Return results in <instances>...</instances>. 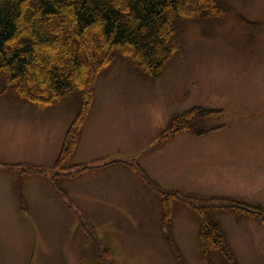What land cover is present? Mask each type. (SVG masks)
I'll list each match as a JSON object with an SVG mask.
<instances>
[{"label":"rangeland","instance_id":"obj_1","mask_svg":"<svg viewBox=\"0 0 264 264\" xmlns=\"http://www.w3.org/2000/svg\"><path fill=\"white\" fill-rule=\"evenodd\" d=\"M223 1L231 7L223 18L182 24V51L156 79L115 55L95 82L70 159L92 167L55 187L45 177L80 95L37 106L0 86V264H179L163 228L161 195L112 159H136L163 188L264 205V0ZM194 105L221 110L208 120L211 129L180 132L157 146L171 115ZM171 209L183 263L206 264L197 215L176 200ZM211 218L240 264H264V221L231 211ZM91 232L102 238L105 254ZM211 258L227 264L220 252Z\"/></svg>","mask_w":264,"mask_h":264},{"label":"trees","instance_id":"obj_2","mask_svg":"<svg viewBox=\"0 0 264 264\" xmlns=\"http://www.w3.org/2000/svg\"><path fill=\"white\" fill-rule=\"evenodd\" d=\"M229 10L222 0H0L1 93H13L37 106H59L76 94L81 97L80 110L54 161L51 185L56 186L58 177L75 176L92 167L89 163L72 166L70 159L95 96V82L115 55L121 54L142 76L156 79L173 54L182 51L183 22L223 18ZM218 112L196 105L174 113L158 135L157 146L180 132L204 134L211 129L208 120ZM113 161L128 165L161 195L163 228L179 264L184 263L170 232L171 199L197 213L206 264H215L211 256L216 251L227 264H240L225 231L209 216L231 211L240 220L264 221V206L229 196L205 198L165 189L150 179L136 159Z\"/></svg>","mask_w":264,"mask_h":264}]
</instances>
